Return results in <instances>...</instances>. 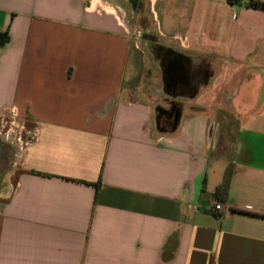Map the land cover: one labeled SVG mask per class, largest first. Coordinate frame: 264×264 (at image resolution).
I'll return each instance as SVG.
<instances>
[{
    "label": "crops",
    "instance_id": "crops-1",
    "mask_svg": "<svg viewBox=\"0 0 264 264\" xmlns=\"http://www.w3.org/2000/svg\"><path fill=\"white\" fill-rule=\"evenodd\" d=\"M115 2L0 0V264H264V8L153 0L140 86Z\"/></svg>",
    "mask_w": 264,
    "mask_h": 264
},
{
    "label": "rangeland",
    "instance_id": "rangeland-1",
    "mask_svg": "<svg viewBox=\"0 0 264 264\" xmlns=\"http://www.w3.org/2000/svg\"><path fill=\"white\" fill-rule=\"evenodd\" d=\"M139 1L140 4L138 3L137 8L133 7L128 0H116L115 4L119 8L118 14L121 21L131 35V39L133 40L134 38L137 44V51L139 53L137 61L135 60L134 64L131 66V74L134 75V77L131 78L130 82L141 86V84H146L147 78H145V74L149 72V68L153 65L150 61L149 52L146 51L145 42L142 41L141 38L144 36L147 37L150 34L159 37L160 35L158 34L152 11L153 0ZM153 67L154 66H152V68ZM127 83H129V81ZM15 133L16 131L12 133L9 138L0 133V147L2 148V153L8 154L10 149L15 148L13 143V138L15 137L13 134ZM13 160L14 157L9 159V157L6 158L2 156V158H0V171L2 169L7 171L8 168L13 166ZM4 179L6 178L4 177L3 181Z\"/></svg>",
    "mask_w": 264,
    "mask_h": 264
},
{
    "label": "trees",
    "instance_id": "trees-1",
    "mask_svg": "<svg viewBox=\"0 0 264 264\" xmlns=\"http://www.w3.org/2000/svg\"><path fill=\"white\" fill-rule=\"evenodd\" d=\"M227 1L231 4H236L238 3L239 0H227ZM248 6L264 8V2H260L258 0H249ZM231 173H232V164H228L227 167L225 168L222 181L215 188V195L217 197L224 198L226 196L230 184Z\"/></svg>",
    "mask_w": 264,
    "mask_h": 264
},
{
    "label": "flooded vegetation",
    "instance_id": "flooded-vegetation-1",
    "mask_svg": "<svg viewBox=\"0 0 264 264\" xmlns=\"http://www.w3.org/2000/svg\"><path fill=\"white\" fill-rule=\"evenodd\" d=\"M129 2H130V4L133 6V7H138V3L140 2L139 0H128ZM140 4V3H139ZM140 6V5H139ZM147 37H149V38H151V39H156V36L155 35H153V34H150V35H148ZM167 60V59H166ZM166 60H164V61H166ZM2 156L3 157H8V154L6 153V154H4V153H2V148L0 147V158H2Z\"/></svg>",
    "mask_w": 264,
    "mask_h": 264
},
{
    "label": "built area",
    "instance_id": "built-area-1",
    "mask_svg": "<svg viewBox=\"0 0 264 264\" xmlns=\"http://www.w3.org/2000/svg\"><path fill=\"white\" fill-rule=\"evenodd\" d=\"M213 212H219L222 209V204L218 200H215L213 205L210 207Z\"/></svg>",
    "mask_w": 264,
    "mask_h": 264
}]
</instances>
